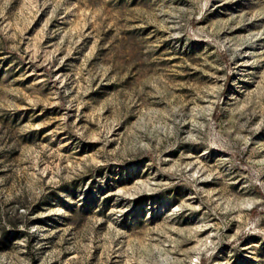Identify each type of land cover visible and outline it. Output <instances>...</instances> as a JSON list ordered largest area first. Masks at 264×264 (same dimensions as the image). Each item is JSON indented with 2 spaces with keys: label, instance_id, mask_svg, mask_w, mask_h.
Instances as JSON below:
<instances>
[{
  "label": "rangeland",
  "instance_id": "rangeland-1",
  "mask_svg": "<svg viewBox=\"0 0 264 264\" xmlns=\"http://www.w3.org/2000/svg\"><path fill=\"white\" fill-rule=\"evenodd\" d=\"M0 264H264V0H0Z\"/></svg>",
  "mask_w": 264,
  "mask_h": 264
}]
</instances>
